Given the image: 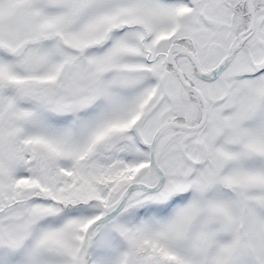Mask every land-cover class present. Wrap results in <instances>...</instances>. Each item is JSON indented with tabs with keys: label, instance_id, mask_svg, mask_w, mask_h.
Here are the masks:
<instances>
[{
	"label": "snow or ice",
	"instance_id": "1",
	"mask_svg": "<svg viewBox=\"0 0 264 264\" xmlns=\"http://www.w3.org/2000/svg\"><path fill=\"white\" fill-rule=\"evenodd\" d=\"M0 264H264V0H0Z\"/></svg>",
	"mask_w": 264,
	"mask_h": 264
}]
</instances>
